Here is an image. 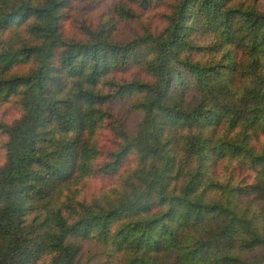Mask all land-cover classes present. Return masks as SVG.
Returning a JSON list of instances; mask_svg holds the SVG:
<instances>
[{
	"label": "trees",
	"instance_id": "obj_1",
	"mask_svg": "<svg viewBox=\"0 0 264 264\" xmlns=\"http://www.w3.org/2000/svg\"><path fill=\"white\" fill-rule=\"evenodd\" d=\"M76 1L0 0V97L22 108L0 123V264H83L88 240L105 264L264 258L250 208L264 213V11L175 0L161 32L118 41L131 5L117 1L92 25L90 0L66 32ZM197 10L226 48L218 59H201L189 38ZM135 67L148 80L126 74ZM125 99L141 116L134 133L108 107ZM91 178L96 193L83 197Z\"/></svg>",
	"mask_w": 264,
	"mask_h": 264
},
{
	"label": "rangeland",
	"instance_id": "obj_2",
	"mask_svg": "<svg viewBox=\"0 0 264 264\" xmlns=\"http://www.w3.org/2000/svg\"><path fill=\"white\" fill-rule=\"evenodd\" d=\"M90 0H77L73 3L71 10L69 12V17L64 20V30L69 32V25H74V21L79 20L82 16V8ZM99 1V2H98ZM119 0H96V10L90 12L89 19L92 25H96L101 17L107 12L111 11L114 3ZM132 6L133 10L136 12V17L130 20H120L115 22L113 36L118 41H124L134 35L140 34L147 30L154 34L162 31L166 25V19L174 6L175 0H153V2L147 7L142 8L137 6L132 0H123ZM234 1V2H233ZM233 4L241 2L244 5H249L255 7L259 11H264V0H233ZM91 7H88V10ZM211 24L207 20L202 21V14L199 10L194 13L193 25L190 31L189 38L195 46L198 47L196 51L197 55L201 59H218L226 51V48L220 47L216 42L215 33L211 31ZM240 52L236 53V57H240ZM264 64V59H262ZM31 66L30 63L24 62L16 65L13 69L16 72L24 73ZM137 74L143 79H147L145 71L140 67H135L129 69L126 74L132 75ZM111 111H113L122 120L125 125L126 130L129 133H134L140 120V114L134 112L129 108L128 99L121 101H114L108 105ZM22 116V108L17 101V96L11 95L9 97H0V123L1 124H12L17 122ZM114 137L111 131L104 129L99 137V139L104 140L105 144L107 141H111ZM5 135L0 132V163L4 159L5 152L3 150V141ZM97 139V137H96ZM128 163H133L132 156H129ZM93 179V180H92ZM79 184L72 186V191L77 189ZM82 196L90 198L93 193H96L98 188V181L94 178L84 180L81 184ZM79 189V188H78ZM251 215L256 226H262L264 229V213L262 215L257 214L255 211V204L250 206ZM84 247L81 250V261L83 264H105L106 257L104 251L96 243L91 241H84ZM255 254H264L261 250H257ZM255 264H264V258L256 261Z\"/></svg>",
	"mask_w": 264,
	"mask_h": 264
}]
</instances>
